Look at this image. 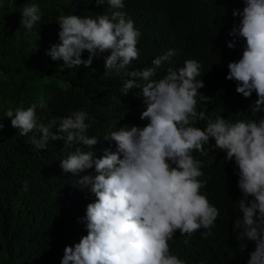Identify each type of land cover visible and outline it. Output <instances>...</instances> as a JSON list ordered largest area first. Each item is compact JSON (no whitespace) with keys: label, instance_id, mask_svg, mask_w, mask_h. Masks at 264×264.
Segmentation results:
<instances>
[{"label":"clouds","instance_id":"obj_1","mask_svg":"<svg viewBox=\"0 0 264 264\" xmlns=\"http://www.w3.org/2000/svg\"><path fill=\"white\" fill-rule=\"evenodd\" d=\"M79 2L107 4L109 13L59 16V43L46 54L72 69L90 67L98 55L109 52L106 73L120 76L123 95L139 89L135 95L142 97L146 110L137 104L131 126L103 135L116 147L104 149L101 157L93 151L100 139L87 135V111H72L47 124L39 122L36 104L4 114L32 148L46 150L49 141L63 140L72 149L60 152L68 180L60 182L41 212L46 225L68 233L59 241L66 244L61 264H190L172 252V242L217 239L220 211L210 199L218 201L205 188L217 187L224 197L225 187L215 178L225 173L238 175L231 231L238 241L255 243L247 264H264V0H243V10L233 11L240 20L229 32L234 39L227 47L234 49L237 39L246 43L242 57L229 62L226 79L236 82L230 103L247 113L233 121L207 114L215 76L204 63L180 60L154 79L176 54L171 49L151 66L129 69L139 59L141 33L120 10L124 0ZM21 14V27L29 31L41 20L37 4L25 6ZM85 51L89 56L82 59ZM9 170L0 166V217L13 210L20 196V184ZM28 190L25 182L22 191ZM246 248L243 243L241 251Z\"/></svg>","mask_w":264,"mask_h":264},{"label":"trees","instance_id":"obj_2","mask_svg":"<svg viewBox=\"0 0 264 264\" xmlns=\"http://www.w3.org/2000/svg\"><path fill=\"white\" fill-rule=\"evenodd\" d=\"M124 3L120 10L134 20L141 33L137 45L139 59L132 62L130 70L151 66L154 58L174 49L176 54L158 69L154 79L161 78L168 67L180 60L195 59L207 65L215 76L209 87L213 99L208 102L207 114H219L231 121L247 116L230 103L235 100L230 88L236 82L226 79L229 62L242 57L246 43L237 39L234 49L227 47L234 39L229 32L240 20L233 16V11L243 10V0H124ZM31 4L39 6L41 20L29 31L21 27L20 21L23 8ZM104 13H109L107 4L97 6L79 0H0V118L5 125L0 130V166H9L12 179L20 184V196L13 210L0 217V264H61L66 244L59 241L68 233L63 227L46 225L41 212L60 182L68 180L62 174L60 164L64 156L60 152L72 150L64 146L63 140L49 141L46 150L32 148L25 142L27 138L12 127V118L4 117L6 111L26 110L36 104L38 120L45 124L52 118L69 116L72 111H87L86 123L91 125L87 135L100 139L93 151L101 157L104 149L114 151L116 147L114 142L104 141L103 135L131 126L129 120L137 104L142 111L146 110L142 97L135 95L139 89L123 95L120 76L106 73L104 57L109 52L98 55L90 67L72 69L46 54L53 44L59 43V16L95 17ZM88 56L85 51L82 59ZM215 181L225 187V196L220 197L217 187H206L205 191L218 201L210 199L220 211L215 229L217 239L189 241L185 245V238H176L172 252L190 264H247L255 243L238 241L231 231L238 175L225 173ZM25 182L27 192L22 191ZM243 243L247 248L241 251Z\"/></svg>","mask_w":264,"mask_h":264}]
</instances>
